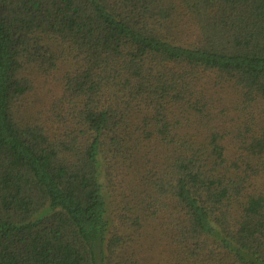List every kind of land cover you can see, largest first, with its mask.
Wrapping results in <instances>:
<instances>
[{
	"label": "trees",
	"instance_id": "16d2710c",
	"mask_svg": "<svg viewBox=\"0 0 264 264\" xmlns=\"http://www.w3.org/2000/svg\"><path fill=\"white\" fill-rule=\"evenodd\" d=\"M222 88L259 113L232 156ZM152 228L169 264H264V0H0V264H138Z\"/></svg>",
	"mask_w": 264,
	"mask_h": 264
},
{
	"label": "rangeland",
	"instance_id": "374dc122",
	"mask_svg": "<svg viewBox=\"0 0 264 264\" xmlns=\"http://www.w3.org/2000/svg\"><path fill=\"white\" fill-rule=\"evenodd\" d=\"M61 73L54 72L49 75L36 73L32 77L37 85V90L29 97L28 101L35 109L48 107L51 101L56 98L59 93L58 83L61 79ZM222 89L220 96L217 98L215 108L221 128L227 132L226 134H229L226 144L229 154L232 156L235 151V143L232 139L233 135H238L239 127L246 116L250 118L254 115L258 119L259 113L251 105H247L244 101L241 102V96L235 94L232 89ZM239 105L243 110H240ZM229 154L227 155L231 157ZM134 239L135 242L132 246L137 251L138 264H169V257L166 249H164V243L153 228L147 230L145 233L143 232L141 236L134 235Z\"/></svg>",
	"mask_w": 264,
	"mask_h": 264
}]
</instances>
